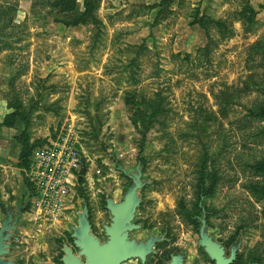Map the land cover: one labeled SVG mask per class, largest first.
<instances>
[{"label": "rangeland", "instance_id": "obj_1", "mask_svg": "<svg viewBox=\"0 0 264 264\" xmlns=\"http://www.w3.org/2000/svg\"><path fill=\"white\" fill-rule=\"evenodd\" d=\"M11 1L0 119H27L31 153L72 134L88 168L80 258L70 212L36 220L35 264H95L117 241L109 264H264V0H98L78 26L54 21L68 3Z\"/></svg>", "mask_w": 264, "mask_h": 264}, {"label": "crops", "instance_id": "obj_2", "mask_svg": "<svg viewBox=\"0 0 264 264\" xmlns=\"http://www.w3.org/2000/svg\"><path fill=\"white\" fill-rule=\"evenodd\" d=\"M5 117L6 115L0 119V264H35L38 263L39 252L47 251L50 246L45 239L46 235L39 232L35 223L37 217L33 210V187L27 168L20 165L24 148L20 138L26 127L22 130L18 125L19 121L14 126L5 125ZM76 190L77 187L75 192ZM73 206L74 209L70 212L75 214V220L66 223L60 232L67 233L70 241L64 242V245L67 249H73L72 257L79 259L80 253L76 251L75 254L74 250L81 248L85 237L79 229L80 208L76 207L75 202ZM117 232L125 231L119 229Z\"/></svg>", "mask_w": 264, "mask_h": 264}, {"label": "built area", "instance_id": "obj_3", "mask_svg": "<svg viewBox=\"0 0 264 264\" xmlns=\"http://www.w3.org/2000/svg\"><path fill=\"white\" fill-rule=\"evenodd\" d=\"M85 159L79 142L70 133L32 153L27 175L33 185L37 219L56 224L74 209L75 188Z\"/></svg>", "mask_w": 264, "mask_h": 264}, {"label": "trees", "instance_id": "obj_4", "mask_svg": "<svg viewBox=\"0 0 264 264\" xmlns=\"http://www.w3.org/2000/svg\"><path fill=\"white\" fill-rule=\"evenodd\" d=\"M0 1L8 4V8L7 9L3 8L0 11V14L4 13L5 11H7L8 13H9V11H11V13H12V12H15V10H17L19 8V5H16L15 1H11V0H0ZM39 1L33 0V6L32 7L33 8L38 7L37 5L39 4ZM97 1L98 0H84V10L83 11H79L78 8H76L78 5V0H48V4L53 7L54 11H56L57 7L62 6V8H63V5L65 3H68V6H70L69 8H67L68 14L64 15L62 17V19L55 18L54 21L55 22H61V23H64L66 25L78 26L79 24L82 23V21L94 18V14L97 11L96 10L97 9V7H96ZM42 2H44V1L42 0ZM0 9H1V7H0ZM62 10H64V9H62ZM10 107L13 109H17L20 106L15 105V104H11ZM255 115L259 118L264 117V107L258 108V111ZM21 119H23L26 122L25 126H26V130H27L28 124H29L27 122V119L24 118L23 116H21ZM4 124L10 126V123L9 122L7 123V118L5 119ZM26 130L24 131L22 137L20 138L21 142L24 145V148H23V151H22V154L20 157V160H21L20 165L28 169L30 167V156L32 155V153L25 146L24 141L26 140L25 136L27 135ZM252 167H255V166H252ZM257 168H259L260 171L264 172V160L261 161V166H257ZM30 184L32 185L31 182H30ZM32 187H33V185H32ZM263 191H264V189H263Z\"/></svg>", "mask_w": 264, "mask_h": 264}, {"label": "water", "instance_id": "obj_5", "mask_svg": "<svg viewBox=\"0 0 264 264\" xmlns=\"http://www.w3.org/2000/svg\"><path fill=\"white\" fill-rule=\"evenodd\" d=\"M87 174V168L83 167L82 170L80 171V182H84V178ZM119 242L117 241L116 244L113 246L114 248V252H112V254L110 255L108 260H100L98 254L92 249V253L95 256V264H109L112 262L114 255H115V250L118 246Z\"/></svg>", "mask_w": 264, "mask_h": 264}]
</instances>
